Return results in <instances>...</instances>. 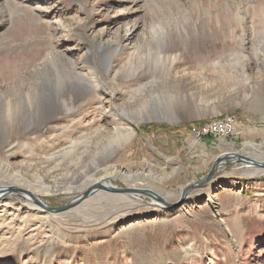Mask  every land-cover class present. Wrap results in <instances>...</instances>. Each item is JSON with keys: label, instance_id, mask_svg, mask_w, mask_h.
Instances as JSON below:
<instances>
[{"label": "rangeland", "instance_id": "rangeland-1", "mask_svg": "<svg viewBox=\"0 0 264 264\" xmlns=\"http://www.w3.org/2000/svg\"><path fill=\"white\" fill-rule=\"evenodd\" d=\"M263 51L264 0H0V187L58 207L109 165L135 172L111 185L174 204L220 160L171 209L101 188L59 214L0 195V264H264V167L219 158L264 162ZM175 73L180 96L154 116L147 88L168 94ZM225 114L234 135L192 142ZM117 126L133 132L120 147Z\"/></svg>", "mask_w": 264, "mask_h": 264}, {"label": "bare ground", "instance_id": "bare-ground-1", "mask_svg": "<svg viewBox=\"0 0 264 264\" xmlns=\"http://www.w3.org/2000/svg\"><path fill=\"white\" fill-rule=\"evenodd\" d=\"M128 1H130L131 3L132 2H134V0H128ZM136 2V1H135ZM264 52V51H263ZM48 61H50V60H48ZM45 64V63H44ZM50 64H52V69L53 70H55V69H57V65H55L54 64V61L52 60V61H50ZM45 65H49V64H45ZM70 66V65H69ZM67 68V67H66ZM95 69V68H94ZM56 74H59L57 71H56ZM74 78H75V80H78V79H80V80H83V76L82 75H80L79 73L77 74V73H75L74 72ZM44 77V76H43ZM79 77V78H78ZM174 78L173 79H169V82L170 83H172L173 85H172V90H171V86L170 87H167V90H170L169 91V93L168 94H165V92L166 91H164V92H162L161 94H158V89H157V87H156V85H155V82L153 81V82H151L152 84L151 85H149L148 86V88H147V90H148V92H150V100H151V106H152V109H153V112H154V116H157V117H159L160 115H161V113L157 110V108L156 107H162V108H164V109H172L173 107H174V105L176 104L175 102V99L177 98V97H179L180 96V93L178 92V84H177V81H178V74L177 73H175L174 74V76H173ZM46 81V80H45ZM45 81L43 80V84H44V86L46 85L45 84ZM73 83V86H74V89H82L83 91H84V88H82V87H80L78 84L80 83V82H77V81H71L70 82V86H71V84ZM82 84V83H81ZM169 85H171V84H169ZM64 86H66L65 84L64 85H57V87H56V89H55V96L56 97H60V103L63 105V107L64 108H66L67 107V105H68V102H67V100H65L64 98H63V96H64V90H65V88H64ZM69 86V85H68ZM69 86V87H70ZM48 88V87H47ZM68 88V87H67ZM174 88V89H173ZM54 94V93H53ZM52 95V94H51ZM55 96H47V98H46V100H45V102L44 103H42V105H40V110L39 111H37L36 112V115H37V118L39 119V121L40 120H42V121H50L51 119H53L54 118V116H55V113L57 112V109H58V107H56V101L54 100V99H56V97ZM2 100H5V99H2ZM52 100V104L50 105H47V103H50V101ZM5 103V105H6V114H8L9 115V112H10V107H9V104H10V102L9 101H6V102H4ZM69 109V108H68ZM42 110V111H41ZM124 112H125V110H124ZM126 113V112H125ZM137 113H135V115H136ZM127 114H125V116H126ZM126 117H128V116H126ZM163 117V116H162ZM128 118H131V119H134L135 117H128ZM35 122H29L28 124H26V126H25V128H29V127H31L33 124H34ZM130 125V124H129ZM17 130H20V131H22V129L24 128V127H19V128H17V127H15ZM115 131L116 132H118L120 135H118V138H119V140H118V144H120L119 145V147L122 145V144H124L131 136H132V130L131 129H129L128 130V132H127V134H124V129H121V128H119V126H117L116 128H115ZM11 133V132H10ZM194 142H197V141H195L194 140ZM117 148L118 147H114V148H111L110 150H109V152L107 153V155H106V157H105V160H103V162H104V164H106V163H108L109 162V160L112 158V156L115 154V152L117 151ZM219 158H222V157H219ZM219 159H218V163L216 164V165H218L219 164ZM217 167V166H216ZM261 167V166H260ZM133 173H135L134 171L133 172H125V171H123L120 167H116V166H109V165H106V166H104V168H103V170H102V175L98 178L97 177V179H91L94 183V185H92L88 190H86L85 192H83L81 195H79V196H76V197H73L71 200H73V199H78L79 201L78 202H80V201H82V200H84L85 198H87V197H89V196H93L94 194H96L100 189L99 188H101V189H103V190H106L107 192H99V194H97V197H101V198H103V197H106V198H109V197H121L120 195H118L119 193H117L118 191L116 190L117 189V187L115 186V185H111V183H113V181L112 180H114V179H116V178H121V179H123V180H129L130 179V176L133 174ZM92 178V177H91ZM215 187H218V184L217 185H215ZM13 189V188H16V187H14V186H4V187H0V195H4V194H10L9 192H6L8 189ZM43 190H44V188L43 187H41ZM18 189H20V188H18ZM41 189V190H42ZM184 189V188H183ZM183 189H182V191H181V195H180V197L182 196V192H183ZM51 190H50V187H49V189H45L44 190V192H50ZM109 191H111V192H109ZM27 192H29V191H27ZM112 192H115L116 194H114V193H112ZM30 193V192H29ZM131 193V192H130ZM31 194V193H30ZM87 194V195H86ZM130 195V194H129ZM27 196H29V195H26V197ZM36 197V196H35ZM123 199V198H122ZM121 199V200H122ZM180 199V198H179ZM27 200H29V199H27ZM29 201H31V200H29ZM70 201V200H69ZM32 202V201H31ZM77 202V203H78ZM33 204H35V206H37V207H39V208H41V209H43V210H45V208L43 207V206H41L40 204H37V203H34L33 202ZM45 211H47V210H45ZM47 212H49V211H47ZM50 213V212H49ZM54 214V213H53Z\"/></svg>", "mask_w": 264, "mask_h": 264}, {"label": "water", "instance_id": "water-1", "mask_svg": "<svg viewBox=\"0 0 264 264\" xmlns=\"http://www.w3.org/2000/svg\"><path fill=\"white\" fill-rule=\"evenodd\" d=\"M222 159H234L235 161H241V162H243L245 164H251V165H254V166H258V167H260V166L264 167V162L263 161H255V160H252L250 158L242 157V156H239V155H234V154H231V153H227V154L223 155ZM217 163H218V161L213 165L210 173L208 174V176L204 180L198 181L196 183H193L191 185L186 186L183 189L182 196L174 204L167 203V201L164 199V197H162L158 193H151V192H149L147 190H143V189H130L129 187L128 188L127 187L126 188L117 187L116 190L118 192H121L120 194H124V193H128V192H132V193L135 192V193H138V194H146V195H149V197H151L153 201L158 202V203H160L162 205H165V207H167L168 209L175 208V207L179 206L182 202L185 201V198L187 197V194L189 193V191L193 187L203 186V185L206 184V182H208L207 180H209V178H211L213 171L216 169V166H217L216 164ZM6 192H9V193H11L13 195H18L21 198L29 199V200H31L34 203L40 204L41 206H43L45 208V210L49 211L50 213H54V214H59V213H62V212H64L65 210H67L69 208H72L79 201L78 199L75 198L73 200L68 201L67 203H65L63 205H60L58 207H53V206H50V205L46 204L45 202H43L38 197H35L33 194H30L29 192H27L25 190H22V189H18V188L10 189L9 188ZM26 195H29V196L26 197Z\"/></svg>", "mask_w": 264, "mask_h": 264}, {"label": "built area", "instance_id": "built-area-1", "mask_svg": "<svg viewBox=\"0 0 264 264\" xmlns=\"http://www.w3.org/2000/svg\"><path fill=\"white\" fill-rule=\"evenodd\" d=\"M236 119L231 114H225L219 119L195 124L194 127L189 128L187 133L192 140L198 143L212 138L216 140L225 139L235 134Z\"/></svg>", "mask_w": 264, "mask_h": 264}, {"label": "crops", "instance_id": "crops-1", "mask_svg": "<svg viewBox=\"0 0 264 264\" xmlns=\"http://www.w3.org/2000/svg\"><path fill=\"white\" fill-rule=\"evenodd\" d=\"M191 138V137H190ZM192 139V138H191ZM212 140V139H211ZM192 142H194L193 140H192ZM195 143V142H194ZM208 143V142H207Z\"/></svg>", "mask_w": 264, "mask_h": 264}]
</instances>
